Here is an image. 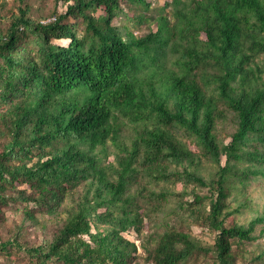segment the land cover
I'll list each match as a JSON object with an SVG mask.
<instances>
[{"label":"trees","instance_id":"1","mask_svg":"<svg viewBox=\"0 0 264 264\" xmlns=\"http://www.w3.org/2000/svg\"><path fill=\"white\" fill-rule=\"evenodd\" d=\"M63 1L64 12L46 24L19 7L0 33V214L26 204L11 208L20 222L0 251L23 250L32 264H136L137 246L123 234L140 236L143 217L163 224L152 216L174 195L169 187L132 193L140 174L148 183L181 185L176 196L192 198L180 203L185 217L215 233L204 247L165 225L150 236L152 245L140 244L146 261L184 264L212 251L217 264H236L244 243L264 238V212L234 223L246 206L235 181H264V65L254 63L264 59V0H170L154 17L156 31L141 36L113 24L121 16L135 28L151 22L128 17L121 0ZM219 104L235 127L227 144L217 137ZM202 159L215 167L207 179ZM231 195L240 198L236 208ZM29 203L67 218L48 236ZM28 224L41 225L38 245L23 243ZM261 261L264 247L252 259Z\"/></svg>","mask_w":264,"mask_h":264},{"label":"rangeland","instance_id":"2","mask_svg":"<svg viewBox=\"0 0 264 264\" xmlns=\"http://www.w3.org/2000/svg\"><path fill=\"white\" fill-rule=\"evenodd\" d=\"M170 0H152V6L149 10H145L142 5L139 4H128L125 0H121V6L124 9L125 14L129 17L134 15L139 17L142 15L145 19L151 21L150 23H144L141 26L136 28L133 25H137L133 21H129L125 16L116 18L113 21L115 25H127L130 26L133 31H136L137 36L146 34L148 31H156V23L154 17L158 16L163 3H167ZM65 2L63 0H0V33H4L7 26L12 21L14 15H19L18 8L24 9L26 16L31 18L33 21H39L42 24H46L49 21L54 19V11L57 14L64 12ZM98 14H102L101 11ZM165 14H170V9L165 10ZM73 22L72 20H68ZM154 21V22H153ZM66 22V21H65ZM81 30V29H80ZM27 37L31 38L30 34H27ZM54 44L66 45L67 40H54ZM263 57H257L254 59V63L258 65H264ZM253 66V64H251ZM168 66H170L168 64ZM173 67V66H172ZM176 69V67H173ZM207 72L210 74L215 73V69L208 68ZM261 78L264 80V74H261ZM213 88L211 84L209 90ZM218 110L223 114L217 122V137L218 141L221 143L227 144L230 141L229 134L234 131V124L231 120V115L224 110V106L221 104L218 105ZM190 147V140L182 137ZM108 160H114L113 150L110 148V154ZM222 165L225 160L222 158ZM215 171L214 165L206 159H202L199 173L205 179L211 177ZM237 186L239 191H243L246 195L241 199L245 200L246 206L242 208L241 213L234 216V223L238 225L246 224L250 221L255 215L264 212V181L260 178L257 180L246 181L245 184H239L237 181L234 183ZM145 186L148 190L158 191L161 188L169 187L174 191V195L168 198V201L164 204L163 210L156 216H152V220H156L157 217L162 219L163 224L159 226H154L150 223L147 217H143L142 225V234L137 236L134 231L130 230L123 234V237L134 242L137 246L138 258L136 264H151V262L146 261V254L143 249L140 247V244L145 242L152 245L149 242V238L154 233V231L161 232L167 225L168 227H175L177 230L189 233L191 236L195 237L200 245L204 247H212L214 244L215 233L211 232L206 226L200 227L191 224L190 220L185 217L184 211L179 208L180 203L183 199L177 197V194H182L183 187L181 185L176 186H164L162 183L155 184L153 182H145V179L140 174H137L135 181L131 187L132 193L137 191V187ZM192 185L188 186L187 191L191 190ZM195 192L200 196H206L208 190L206 188H196ZM191 197H184L183 201H191ZM139 203L143 208L148 207V203H144L142 198H138ZM230 208H236L240 204V198L238 201H235L233 196L229 198ZM19 203V202H18ZM9 204L8 206H3L0 214V241L8 239L16 230L17 224L20 222V211L11 209L12 207H19L23 209L26 204ZM71 205L69 201L67 207ZM27 209L34 211V216L37 218L38 222L45 226L46 234L48 236L52 235L58 229H60L67 218V213H62L59 217L50 218L43 212L35 207L33 203L27 205ZM208 210V209H207ZM143 214V213H141ZM231 221L225 223L226 226H230ZM41 225L33 227L31 224H28L23 229V236L25 244L38 245L41 242ZM260 227H258L256 234L258 233ZM264 247V238L258 239L254 242H246L243 244L241 249V255H237L236 264H255L252 262V259L259 255V249ZM215 255L212 251L209 253L200 252L189 258L184 264H217L215 262ZM0 264H32L27 254L23 250H18L17 248H11L7 251H0ZM50 264H61L58 262H51ZM257 264H264V261H261Z\"/></svg>","mask_w":264,"mask_h":264},{"label":"clouds","instance_id":"3","mask_svg":"<svg viewBox=\"0 0 264 264\" xmlns=\"http://www.w3.org/2000/svg\"><path fill=\"white\" fill-rule=\"evenodd\" d=\"M150 1H152V0H150Z\"/></svg>","mask_w":264,"mask_h":264},{"label":"built area","instance_id":"4","mask_svg":"<svg viewBox=\"0 0 264 264\" xmlns=\"http://www.w3.org/2000/svg\"><path fill=\"white\" fill-rule=\"evenodd\" d=\"M150 1V0H149Z\"/></svg>","mask_w":264,"mask_h":264}]
</instances>
